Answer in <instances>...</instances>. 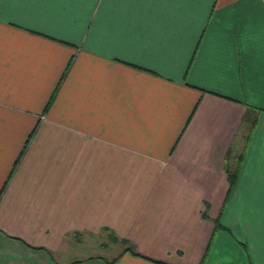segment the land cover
Wrapping results in <instances>:
<instances>
[{"label":"crops","instance_id":"obj_1","mask_svg":"<svg viewBox=\"0 0 264 264\" xmlns=\"http://www.w3.org/2000/svg\"><path fill=\"white\" fill-rule=\"evenodd\" d=\"M122 11L5 5L24 26L0 24V264L259 259L260 5L193 4L131 41ZM99 231L118 252L66 258Z\"/></svg>","mask_w":264,"mask_h":264},{"label":"snow or ice","instance_id":"obj_2","mask_svg":"<svg viewBox=\"0 0 264 264\" xmlns=\"http://www.w3.org/2000/svg\"><path fill=\"white\" fill-rule=\"evenodd\" d=\"M103 2L122 6V14L119 17V27L121 36L131 41L137 33L157 29L170 19L175 18L185 12L188 6L193 4H207L208 14L214 7V0H95V3ZM239 4H258L261 8V30L264 35V0H238ZM94 0H0V24L17 23L9 19L5 21V5H10L18 20L42 23L47 20V13L52 6L72 5V4H93ZM18 27H23V23H17ZM135 44H129V50L135 51ZM259 170L260 190L262 205H264V133L261 134L260 147L257 159L254 161L253 169ZM253 252L248 251L242 260L221 262V264H264V234L261 237V247L259 259H253ZM209 264H216L210 261Z\"/></svg>","mask_w":264,"mask_h":264},{"label":"rangeland","instance_id":"obj_3","mask_svg":"<svg viewBox=\"0 0 264 264\" xmlns=\"http://www.w3.org/2000/svg\"><path fill=\"white\" fill-rule=\"evenodd\" d=\"M84 239H82V243L79 245H74V246H70L69 250L71 251L70 254H66V258L67 256L70 257L72 254V250L76 249V254L75 256L77 258H81L82 256H88V255H95V254H101L105 257L107 256H111L114 253H116V251H119V248L117 247V242L113 243L109 240V237H107V234L104 233V231H99L94 235H90V238H87L85 236H83ZM79 243V241H78ZM106 247V248H105Z\"/></svg>","mask_w":264,"mask_h":264},{"label":"trees","instance_id":"obj_4","mask_svg":"<svg viewBox=\"0 0 264 264\" xmlns=\"http://www.w3.org/2000/svg\"><path fill=\"white\" fill-rule=\"evenodd\" d=\"M51 97H52V95H51ZM51 99V98H50ZM233 177H234V174L233 173H227V180H228V182H229V185L230 184H233ZM108 237H109V240L111 241V242H113V243H119V242H121L122 241V239H119V240H117V237H115L113 234H108ZM115 259V257H113V258H111L108 262H112L113 260Z\"/></svg>","mask_w":264,"mask_h":264}]
</instances>
